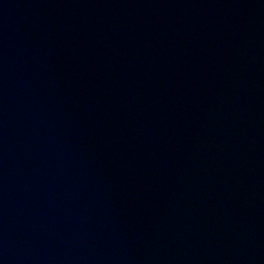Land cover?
<instances>
[{"label":"water","instance_id":"water-1","mask_svg":"<svg viewBox=\"0 0 264 264\" xmlns=\"http://www.w3.org/2000/svg\"><path fill=\"white\" fill-rule=\"evenodd\" d=\"M0 264H264V0H0Z\"/></svg>","mask_w":264,"mask_h":264}]
</instances>
